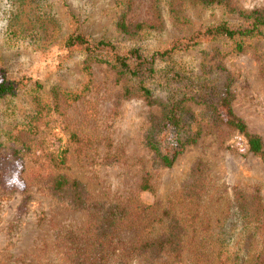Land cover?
Instances as JSON below:
<instances>
[{"label": "rangeland", "instance_id": "obj_1", "mask_svg": "<svg viewBox=\"0 0 264 264\" xmlns=\"http://www.w3.org/2000/svg\"><path fill=\"white\" fill-rule=\"evenodd\" d=\"M188 6L184 0H0V67L26 81L15 95L0 97V264H70L103 212L122 206L136 230H128L127 240L107 237L115 251L106 264H148L167 252L135 253L159 235L150 230L158 228L159 216L181 228L173 264H204L195 256L200 237L226 239L239 227L234 201L255 194L264 201V162L246 150L241 134L205 125L196 143L163 166L145 142L150 131L156 135L161 105L125 96L124 81H116L105 63L84 72V53L64 46L76 28L92 41L106 39L120 50L139 47L149 55L200 24L225 20L237 26V10L262 7L264 0ZM176 8L187 23L176 21L170 11ZM121 15L145 28L119 31ZM244 41L241 51H231L228 41H207L177 51L172 60L206 76L224 66L232 77L234 112L264 141V28ZM164 64L156 61L155 67ZM148 85L165 100L155 80ZM59 176L68 184L56 191ZM145 179L152 191L142 189ZM137 231L150 233L140 242ZM121 246L129 255L135 249L129 263L119 256Z\"/></svg>", "mask_w": 264, "mask_h": 264}, {"label": "trees", "instance_id": "obj_2", "mask_svg": "<svg viewBox=\"0 0 264 264\" xmlns=\"http://www.w3.org/2000/svg\"><path fill=\"white\" fill-rule=\"evenodd\" d=\"M184 1L189 5L188 7L220 3L229 6V0ZM170 11L178 23H187V16L180 15L179 8ZM237 11L240 16L237 26H231L225 20L212 24H200L191 34L175 38L149 55L143 53L139 47L120 50L106 39L92 41L76 28L66 36L64 46L68 52L81 50L84 53V72L89 73L91 64L94 62L105 63L114 70L116 81H124L125 96H138L146 104L161 105L162 113L160 121L157 120L159 127L156 135L153 136L150 131L146 135L145 142L155 159L163 166H171L187 145L196 143L205 125L212 127L223 125L230 131L241 134L246 150L264 162V141L258 134L248 131L246 122L232 108V77L224 66L219 65L215 74L206 76V74H196L192 71L186 72L172 60L177 51L186 50L207 41H228L231 51H241L246 38L262 34L264 6ZM116 28L126 34H137L145 28V24H130L125 20L124 15H121L116 22ZM156 61L165 64L158 70L155 67ZM151 79L155 80L157 86L165 92V100L155 96L153 88L148 85ZM25 83L24 77H11L3 66L0 67V97L15 95ZM64 151L62 150L63 156ZM63 160L61 156L60 161ZM67 184L65 177L59 176L54 181L53 188L61 191L66 189ZM142 189L153 190L147 179L144 180ZM233 204L240 216L239 227L234 229V234L226 239L213 234L201 236L195 253L196 258L198 260L204 258V264H264L263 199L259 194H255L249 200L243 199L237 203L234 201ZM117 214L120 215L117 216ZM101 219L95 225L94 234L87 235L83 241H79L76 251L71 254L70 264H106L115 251H113L115 247L110 249V241L107 237L121 234L127 240L128 230H136L137 222L134 218L132 221L126 216L123 206L119 211L118 209L105 210ZM156 225L158 228L151 225L150 230H158L159 235L142 245L143 248L147 246L144 252L135 253L147 257L150 254V248L156 252L167 248V252L156 256L157 258L153 256L148 258L150 260L148 264H173L175 258L180 255L181 228L172 218L168 220L161 216L156 220ZM145 233L150 232H143V235H140L137 231V239L140 242L142 237H146ZM132 242L136 243L134 240ZM121 247L123 250L119 256L129 263L133 260L135 249L133 248L129 255L125 254L126 249ZM200 250L204 252L201 253Z\"/></svg>", "mask_w": 264, "mask_h": 264}]
</instances>
